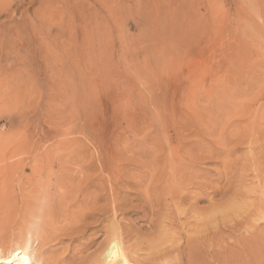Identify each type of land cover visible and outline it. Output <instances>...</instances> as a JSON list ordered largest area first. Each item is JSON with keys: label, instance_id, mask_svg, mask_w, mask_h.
Wrapping results in <instances>:
<instances>
[{"label": "rangeland", "instance_id": "obj_1", "mask_svg": "<svg viewBox=\"0 0 264 264\" xmlns=\"http://www.w3.org/2000/svg\"><path fill=\"white\" fill-rule=\"evenodd\" d=\"M263 74L264 0H0V261L10 264L22 255L27 260L38 259L36 264H83L87 263L88 257L99 255L110 235L115 233L122 234L127 252L134 255L129 254L131 264H138L140 260L139 264H150L148 257L154 252L159 253L165 243H155L152 249L145 243L154 237L152 225L157 227L159 223L157 228L168 229L167 244L173 237L174 242L184 244V239L177 238L180 228L188 231L186 235L198 238L197 243L201 246L199 236H209L217 231V264L262 263L248 262L246 255L239 253L237 242L248 234L242 228L231 231L229 226L245 215L242 213L255 199L258 182L254 179V167L248 166L247 159L252 151H255L252 154L260 153L264 157ZM209 98L211 102L206 103ZM252 107L258 109L257 114L252 115V121L261 128L256 136H250L249 132ZM205 108H208L205 115L208 121H203L199 128H186L181 134L183 139L182 136L181 140L176 139L172 124L177 122V112L194 117L197 111L204 114ZM68 114L74 115L69 124L73 133L61 134L58 130L67 128L62 124L68 122ZM236 121L240 130H236ZM208 123L216 124L211 126L214 129ZM205 126L211 130V135ZM200 130L209 136H204ZM140 132L158 138L144 141V134ZM240 135L244 136L238 141ZM211 139L223 144L213 143ZM189 142L193 148L189 146L188 149ZM169 144L182 147L177 150L184 161L200 158H196L198 164L194 163L198 166L188 167L190 175L186 178L189 179L183 182L185 185L180 194L185 200L177 199L170 192V187L174 186L171 176L165 177L169 181L168 189L167 182L163 184L164 180L158 178L157 171L162 168L160 163H165L158 162L159 169L154 167V172L153 169L142 170L145 162L148 164L146 154L149 150L156 147L155 151L162 146L164 150H158V153L166 158ZM194 145H201L200 149ZM218 148L226 149L222 151L223 155ZM215 149L220 152L218 159L213 156L218 161L208 160L211 153L207 151ZM82 152L96 167L93 174L97 176L102 174L108 178L109 166L122 164L123 174L130 182L139 181L142 174L143 180L154 175L148 176L149 180L146 178V185L140 181L142 185L139 186L143 188L135 185L137 191L132 184L117 190L120 193L115 204L122 206L119 205L120 212L117 210L116 215L111 213V198H107L111 202L100 201L92 208L95 212L110 204V208H104L105 214L101 216L103 212L98 210L99 213L93 212V218L75 226L68 224L71 223L69 220L64 221L67 223L59 220L55 216L56 208L47 213L49 218L25 215L20 200L24 191L33 188L32 180L82 175L76 172L78 165L66 162ZM226 152L231 159L226 160L229 158ZM175 153L176 150L173 155ZM142 156L147 159L143 158L144 164L140 162ZM201 157L207 158L206 163ZM11 164L18 166L7 172L1 169ZM244 164L247 166L243 168ZM134 167L140 168L141 172L139 178L133 180L131 174L137 172ZM155 172L157 178H154ZM218 172H225V175L221 178ZM107 178L105 181L109 184ZM151 180L154 186L150 184ZM94 193L98 194V189ZM194 195L203 197L197 201L189 199ZM212 204L219 210L213 221L212 215H208ZM231 205L235 208L227 209ZM194 213L200 215L196 217ZM30 216H36V219ZM157 217H160L158 221ZM169 219L174 221L171 226ZM33 220H36L35 224ZM214 223L217 225L212 226ZM255 223L264 228V221L258 219ZM71 254L73 259L69 257ZM197 256L199 263L204 259L205 264L210 263L204 250ZM169 264H179V254H169Z\"/></svg>", "mask_w": 264, "mask_h": 264}, {"label": "bare ground", "instance_id": "obj_2", "mask_svg": "<svg viewBox=\"0 0 264 264\" xmlns=\"http://www.w3.org/2000/svg\"><path fill=\"white\" fill-rule=\"evenodd\" d=\"M260 76H262V74L260 75ZM263 77H264V74H263ZM263 77H261L262 79H264ZM256 78V77H255ZM258 79V78H257ZM256 82V81H255ZM254 85V84H253ZM256 85V84H255ZM253 88V87H252ZM256 88H257V86H256ZM261 88V87H260ZM257 91V90H256ZM259 92H260V90H259ZM256 94V93H255ZM260 96V95H259ZM255 98V97H254ZM259 98V97H258ZM252 99V98H251ZM250 99V100H251ZM256 99V98H255ZM261 100V99H260ZM205 102L206 103H210L211 101H210V98L208 99V100H205ZM251 102V101H250ZM249 102V103H250ZM254 102V103H253ZM253 102H251L252 104H255V101H253ZM250 103V104H251ZM264 103V102H263ZM257 104H259V103H257ZM211 105H213V104H211ZM249 105V104H248ZM263 105V104H262ZM79 106H76V108H77V110H79V112H80V109L78 108ZM187 107V106H186ZM185 107V108H186ZM208 107V106H207ZM250 107V106H249ZM258 107V106H257ZM262 107V106H261ZM245 108H247V106L245 107ZM264 108V107H263ZM207 109L208 108H205V110L206 111H204V114L202 113V115L200 114V112L199 111H197L196 112V115L194 116V117H192V116H190V115H188V114H185L184 112H177V113H179L176 117H177V122H174V124H172V126H174V130H173V133H174V136H175V138L176 139H178V140H181V134H184V131H185V129L187 128V129H189L190 127H198L203 121H208V119L207 120H205V118H207V116H205L206 115V112H207ZM244 109V108H243ZM258 109H259V107H258ZM258 109L257 108H254V107H252V108H250V118H249V120H251L250 122H252V123H250L251 124V129H250V136L252 135V134H256L257 135V133L260 131L259 129H261V128H258V127H256V121L253 123V117H252V115H256L257 114V112H258ZM261 109V108H260ZM248 111V110H247ZM261 111V110H260ZM244 113V112H243ZM247 113V112H246ZM260 113V112H259ZM223 114V113H222ZM227 114V113H226ZM245 114V113H244ZM249 114V113H248ZM239 115V114H238ZM72 116H74V115H71V116H69V114H68V122L66 123V121H65V123H63L62 125H64V124H66L67 125V128H64V129H61V130H58L59 131V133H61V134H71V133H73L72 132V127L71 126H69V124H71V122L74 120V117H72ZM224 117H225V114L223 115ZM201 117V118H200ZM222 117V116H221ZM8 118V117H7ZM11 118V117H10ZM14 118V117H13ZM198 118H199V121L197 122V120H198ZM211 118V117H210ZM218 118V117H217ZM227 118V117H226ZM260 118V117H259ZM216 119V118H215ZM257 120H259L258 118H256ZM261 119V118H260ZM173 120H174V118H173ZM226 120V119H225ZM254 120H255V118H254ZM262 120V119H261ZM260 120V121H261ZM210 121V120H209ZM234 121V120H233ZM233 121H231V123L233 122ZM264 120H262L261 121V123L263 122ZM147 122H149V121H147ZM213 122H215L214 120H213ZM213 122H212V124H213ZM217 122V121H216ZM222 122V121H221ZM220 122V123H221ZM229 122V121H228ZM259 122V121H258ZM257 122V123H258ZM12 123V122H11ZM211 123V122H210ZM218 123H219V119H218ZM217 123V124H218ZM224 122H222L221 124H223ZM226 123V122H225ZM237 123H239V122H237L236 121V123H235V125L237 124ZM264 123V122H263ZM13 124V123H12ZM143 124V123H142ZM141 124V125H142ZM145 124V123H144ZM143 124V126H145ZM149 124V123H148ZM206 124V123H205ZM209 124V123H208ZM210 125L209 124V126H210V128H211V126H215V125ZM221 124H218V126H220L221 127ZM230 124V123H229ZM234 124V123H233ZM11 125V124H10ZM66 125H64V126H66ZM140 125V126H141ZM207 125V124H206ZM231 125V124H230ZM69 126V127H68ZM217 126V127H218ZM237 126V125H236ZM240 126V125H239ZM258 126V125H257ZM171 127V126H170ZM169 127V128H170ZM200 127V126H199ZM198 127V128H199ZM204 127V126H203ZM205 127H207V126H205ZM238 127V126H237ZM241 127V126H240ZM240 127H238V128H236V130L238 129V130H240L239 128ZM245 127V126H244ZM260 127V126H259ZM140 128V127H139ZM138 128V129H139ZM150 128V127H149ZM148 128V129H149ZM198 128H195V130L196 129H198ZM208 128V127H207ZM207 128H205V129H207ZM219 128V127H218ZM218 128H215V129H218ZM230 128V127H229ZM228 128V129H229ZM234 128H235V126H234ZM247 128V127H246ZM171 129H172V127H171ZM194 129V128H193ZM201 129V128H200ZM211 129H214V128H211ZM243 129V128H242ZM140 130V129H139ZM199 130V129H198ZM204 130V129H203ZM203 130L201 131L200 130V132L201 133H203ZM208 130H209V128H208ZM231 130V129H230ZM244 130V129H243ZM243 130H241L242 132H243ZM257 130H259V131H257ZM262 130H263V127H262ZM138 131V130H137ZM142 131V130H141ZM158 131V130H157ZM165 131H167V130H165ZM171 131V130H170ZM192 131V130H191ZM217 131V130H216ZM216 131H215V133H216ZM235 131V130H234ZM186 132V131H185ZM193 132V131H192ZM200 132H197L198 134L200 133ZM204 132H206V131H204ZM208 132V131H207ZM206 132V133H207ZM209 132H210V135L212 134V132H211V130H209ZM233 132V131H232ZM245 132V131H244ZM243 132V133H244ZM140 133H142V132H140ZM156 133V132H155ZM166 133H168V132H166ZM191 133V132H190ZM194 133H195V131H194ZM197 133H196V137H198V135H197ZM213 133H214V131H213ZM228 133V132H227ZM231 133V132H230ZM235 133V132H234ZM234 133H232L233 135H234ZM242 133V134H243ZM142 134H144V133H142ZM209 134V133H208ZM208 134H206V135H208ZM217 134V133H216ZM215 134V135H216ZM246 134H248L247 132H246ZM259 134H260V132H259ZM140 135V134H139ZM161 135H162V133H161ZM192 135V138H193V134H191ZM201 136H203L204 135V133H203V135L202 134H200ZM206 135H204V136H206ZM255 135V136H256ZM262 135H264V134H262ZM187 136H188V133H187ZM186 136V137H187ZM209 136V135H208ZM207 136V138H209ZM218 136V135H217ZM226 136H227V134H226ZM231 135L229 134V137H230ZM237 136H238V134H237ZM242 136H244V135H242ZM241 135L237 138V137H235V138H237L238 139V141L240 140V137H242ZM261 136V135H260ZM137 137V136H136ZM200 137V136H199ZM211 137V136H210ZM219 137V136H218ZM264 137V136H263ZM138 138V137H137ZM150 139L151 141H155V140H157V135H150V133L149 134H144V136H143V140L145 141L146 139ZM168 138V137H167ZM174 138V137H173ZM188 138H191L190 137V135L188 136ZM206 138V139H207ZM233 138H234V136H233ZM258 138V137H257ZM260 138V137H259ZM259 138H258V140H259ZM182 139H183V136H182ZM186 139V138H185ZM197 139H199V138H197ZM237 139H236V141H237ZM249 139V138H248ZM168 140V139H167ZM190 140H192V139H190ZM209 140H210V138H209ZM208 140V142H210ZM212 140V139H211ZM242 140V139H241ZM240 140V141H241ZM251 140V139H250ZM252 140H254V138H252ZM257 140V141H258ZM76 141V140H75ZM147 141V140H146ZM164 141V140H163ZM177 141V140H176ZM187 141H189V140H187ZM213 141V140H212ZM216 141H217V143H219L218 142V140H215L214 139V141H213V143H216ZM219 141H221L222 142V139H220ZM224 141H225V139H224ZM237 141V142H238ZM178 142V141H177ZM198 142H200V141H198ZM198 142H196V143H198ZM206 142H207V140H206ZM251 142H253V141H251ZM140 143V142H139ZM168 143H169V140H168ZM179 143H182V142H179ZM216 143V144H217ZM224 143H226V142H224ZM228 143H230V142H228L227 141V144ZM239 143V142H238ZM238 143H236V144H238ZM258 143V142H257ZM262 143H264V142H262ZM262 143H260V144H262ZM172 144V143H171ZM171 144H169V151H168V155L166 156V158L162 155V154H160V153H158V150L160 151V150H162L163 148H162V146L160 147V149H159V147L157 148L158 150H155L154 151V149L156 148L155 146V148L154 149H152V148H150V149H152V151L151 150H149V152H148V154H146V157L148 158V164L145 162V165H143V168H142V164L140 165L141 166V168H142V170L143 169H146V170H152L153 169V172L156 170L155 168H157L158 167V162H162V163H165V164H161L160 163V165L161 166H159V167H162L160 170H158L157 172H158V176H157V172H155V175H156V177H154V178H160V181H162V179L164 180L163 181V184H165L164 182H167V185L168 186H166V188L168 189L169 188V181H168V179H165V177L166 178H168V176L167 175H169V177L171 176V178H170V180H171V184L172 185H174V186H171L170 187V192L172 193V195L174 196V197H177V199H179V200H185L186 198H184V197H180V194L182 193L181 192V190H182V188L184 187V185L185 184H183V182L186 180V179H189V178H186V177H188V175H190V173H188L189 171H188V167L189 166H196L197 164H198V162H196V161H198V160H200V158L198 159L197 157V159L198 160H196V158H194V156H192V153H191V150L189 151L190 152V155L192 156V158H194L193 160L194 161H192L191 160V158H189L190 159V161H184V157L182 158L181 156H180V152H178V148H182V147H175L174 145L173 146H171ZM174 144H175V142H174ZM203 144H205L204 142H203ZM209 144V143H208ZM212 144V143H211ZM220 145H222L221 143H219ZM165 145H167V144H165ZM191 145V143L189 142V144H188V149H189V146ZM197 145H199V144H197ZM196 145V146H197ZM202 145V144H201ZM200 145V146H201ZM251 145V144H250ZM255 145V144H254ZM148 146V145H147ZM151 146V145H150ZM195 146V145H194ZM195 146V147H196ZM200 146H198V147H200ZM203 147H204V145H202ZM207 146V145H206ZM210 146V145H209ZM212 146V145H211ZM214 146V148H215V145H213ZM217 146V145H216ZM251 146H253V143H252V145ZM258 146V145H257ZM263 146V145H262ZM262 146H261V150H262ZM144 147V146H143ZM165 147V146H164ZM191 148H193L192 146H190ZM198 147H196L197 149H200V148H198ZM202 147V148H203ZM218 147V146H217ZM259 147V146H258ZM258 147H257V149H258ZM17 148V147H16ZM19 148V147H18ZM205 149L207 148V147H204ZM212 148V147H211ZM226 148V147H225ZM195 149V148H194ZM196 149V150H197ZM209 149V148H208ZM213 149V148H212ZM220 148H218V150H219ZM227 149V148H226ZM226 149H220L219 151H221V153H222V151L224 150V151H226ZM233 149V148H232ZM232 149H229L230 150V152L232 151ZM252 149V148H251ZM257 149H254L253 148V150H257ZM164 150V149H163ZM176 150V153L173 155V153H174V151ZM184 150V149H183ZM193 150V149H192ZM229 150H227L228 151V153H229ZM263 150H264V148H263ZM262 150V151H263ZM145 151V150H144ZM143 151V152H144ZM145 151V152H146ZM166 151H167V148H166ZM182 151V150H181ZM201 151V150H200ZM202 151L203 152H205L203 149H202ZM261 151V152H262ZM161 152V151H160ZM196 152V151H195ZM207 152H209V153H211V158L210 159H208V160H211L212 158H213V156H217V155H219V153L220 152H218V151H216V149H215V151L214 150H212L211 152L208 150ZM206 152V153H207ZM253 152H255V151H252L251 152V155H249V157H248V159H247V163H248V166H252V167H254V172H255V174H254V179L258 182V185H257V188L255 189V191H254V194H255V199L252 201V203H250L247 207L248 208H246L247 210H244V211H246L245 213H242V214H245V215H243V217H241L240 218V220H236V221H234V222H232L231 224H230V226H229V229L232 231H234V230H240L241 228L243 229V231L244 232H246L248 235H246V236H244L240 241H238L237 242V245H238V248H239V253H241V254H245L246 255V259H247V261L248 262H250L251 260L252 261H261L262 263H260V264H264V228L262 227H260V225L258 226V224L260 223L261 224V221L258 223V224H256L255 223V221L257 222V220L259 219V220H262V221H264V157L262 156L263 154H260V153H255V154H252ZM258 152V151H257ZM1 153V152H0ZM170 153V154H169ZM197 153V152H196ZM201 153V152H200ZM209 153H207L208 155H209ZM224 153V152H223ZM223 153H222V155H223ZM227 153V152H226ZM225 153V156H227V154ZM166 154V153H165ZM186 154V153H185ZM198 154H199V152H198ZM201 154H204V153H201ZM73 155V154H72ZM141 155V154H140ZM139 155V156H140ZM142 155H144V153L142 154ZM188 155V154H187ZM193 155H195V153H193ZM207 155V156H208ZM229 155V158H227L226 160H228V159H231V157H230V154H228ZM233 155V154H232ZM9 156V155H8ZM145 156V155H144ZM162 156H163V158H162ZM13 157V156H12ZM209 157V156H208ZM219 157H220V155H219ZM221 157H223V156H221ZM4 158V157H3ZM143 158H145V157H143L142 156V158H140L141 159V163H143L144 164V162H142V160H143ZM187 158V157H186ZM185 158V159H186ZM226 158V157H225ZM224 158V159H225ZM6 159V158H5ZM8 159V158H7ZM188 159V158H187ZM203 159V160H202ZM205 159H207V158H204V157H201V160L204 162L205 161ZM217 159H218V156H217ZM221 159H223V158H220L219 160H221ZM145 161H147V159L145 158L144 159ZM213 160L215 161L216 160V158H213ZM211 161V162H214V161ZM37 161V160H36ZM115 161V160H114ZM202 161H200V162H202ZM216 161H218V160H216ZM225 161V160H224ZM1 162V161H0ZM66 162H71V163H73V164H76V165H78V168L76 169V172L77 173H80V174H82V175H80V176H77V177H63V176H55L54 178H42V177H37V178H34L32 181H33V185H32V187L33 188H31V186H30V190L29 191H24V193L21 195L22 197H21V202H23V203H21V206H22V209H23V212H24V214L26 215V214H28V215H30V214H32L31 216H33V215H37V216H44V217H46L47 216V213H49L51 210H53V209H57V214L55 215L56 217H58V219L59 220H63V223H67V222H64V221H67V220H69L71 223H68V224H73V226H75V225H77V224H79V223H81V222H83L85 219H87V218H93L94 217V213L96 212H98V210H100V209H98L97 208V211H93L92 210V208L94 207V206H96L98 203L97 202H99L100 203V201H104V204L106 203V202H108V201H110L109 199H107V198H111V201H112V203H113V206H112V211L113 212H111V213H116V211L118 210V208L120 207V206H122V205H120V204H115V201H117V195H119V193L117 192V190H119L120 188H122L123 186H125L126 184H132L133 186H135V185H142V184H140V181L142 180L143 182L144 181H146V178H147V180H149V177L148 176H153L154 175V173L152 174V175H148L146 178H145V180H143V178H142V176H143V174H142V176L140 177V178H142V179H140L139 178V173L141 172V170H139L138 168H136L135 169V167H134V171H137V172H134V173H132L131 175V177H133V180H134V178L135 177H138L139 178V181H129V180H127L128 178L126 177V175L125 174H123L124 172H123V170H124V164H122V165H119V166H116L115 165V167H111V166H109V168H108V171H106V175L108 176V178L107 179H109V184L108 183H106V178L102 175V174H100V175H94L93 173H94V171L96 170V167L92 164V162H91V160H90V158H88L83 152L82 153H78V156L76 157V158H74V157H70V159H68V161H66ZM115 162H119V161H115ZM210 161H209V163H211ZM220 162V161H219ZM221 162L223 163V161L221 160ZM229 162V161H228ZM194 163H197L196 165L194 164ZM205 163H206V161H205ZM225 163V162H224ZM223 163V164H224ZM107 164V163H106ZM112 164H113V162H112ZM121 164V163H120ZM216 164V163H215ZM219 164V166L221 165V163H218ZM230 163H226L225 165H229ZM147 165V166H146ZM163 165V166H162ZM18 165H9V166H4V167H1V169L2 170H4V171H6L7 172V170L9 171V170H12V169H14L15 167H17ZM113 166V165H112ZM198 166V165H197ZM200 167H201V165H199ZM205 166V165H204ZM215 166V165H214ZM222 166V165H221ZM224 166V165H223ZM247 165H242V167L244 168V167H246ZM99 167L102 169V167H101V165H99ZM155 167V168H154ZM159 167L157 168V169H159ZM193 168V167H192ZM196 168V167H195ZM195 168H193V169H195ZM224 168H225V166H224ZM242 168V169H243ZM139 171H138V170ZM155 169V170H154ZM187 169V170H186ZM197 169V168H196ZM225 169H227V167L225 168ZM252 169V168H251ZM251 169H250V171H251ZM105 170H106V168H105ZM207 170V169H206ZM187 171V172H186ZM195 171V170H194ZM198 171H200V169L198 168ZM197 170H196V174H197V172H198ZM203 171V170H202ZM249 171V172H250ZM103 172V171H102ZM144 171H142V173H143ZM147 172H149V171H147ZM190 172H191V170H190ZM201 172V171H200ZM209 172V171H208ZM207 172V173H208ZM100 173V172H99ZM128 173V172H127ZM193 173V172H192ZM191 173V174H192ZM219 174H221V172H218ZM225 173V172H224ZM223 172H222V174L223 175H225ZM251 173V172H250ZM104 174V173H103ZM133 174H136L135 176L133 175ZM144 174H145V172H144ZM148 174H151V172L150 173H148ZM198 174H199V172H198ZM201 174V173H200ZM203 174V173H202ZM206 174V173H205ZM222 174L221 175H219L220 177L222 176ZM193 175H194V173H193ZM197 176V175H196ZM199 176V175H198ZM218 176V177H219ZM109 177H111V178H109ZM122 178H123V180H122ZM152 178V177H151ZM153 178V179H154ZM191 178V177H190ZM193 178H194V176H193ZM222 178V177H221ZM111 179V180H110ZM152 179V180H153ZM220 179V178H219ZM227 179H228V177H227ZM152 180H151V185L152 186H154L153 184H155V183H153L152 182ZM157 180V179H156ZM155 180V181H156ZM226 180V179H225ZM224 180V181H225ZM13 183L15 182V180L13 179V180H11ZM112 181V183H110ZM154 181V180H153ZM154 181V182H155ZM149 182V181H148ZM18 183V182H17ZM17 183H15L16 185H17ZM146 182H144V184H145ZM153 183V184H152ZM157 183V182H156ZM162 183V182H161ZM6 184H7V181H6ZM162 184V185H163ZM28 185V184H27ZM146 185V184H145ZM150 185V186H151ZM162 185H161V187H162ZM130 186V185H129ZM133 186H132V188H133ZM148 186V185H147ZM160 186V185H159ZM16 187V186H15ZM18 187V186H17ZM136 187L137 186H135V188L134 189H136ZM139 187H141V188H143V186H139ZM146 187V186H145ZM214 187V186H213ZM6 188H7V186H6ZM13 188V187H12ZM19 188V187H18ZM158 188V187H157ZM156 188V189H157ZM17 189V188H16ZM51 189H53V194L50 192V190ZM92 189H95L94 191L96 192V189H98V194L96 193V195H95V193H94V191L92 190ZM134 189L132 190V191H134ZM138 189H140V188H138ZM150 189H151V187H150ZM150 189L148 190V192H150ZM196 189V188H195ZM216 189V188H215ZM19 190V189H18ZM107 190L108 191H110L109 193L107 192ZM122 189H120L119 191H121ZM140 190H142V189H140ZM140 190H138L139 192L138 193H140L141 191ZM152 190V189H151ZM155 190V189H154ZM162 190V189H161ZM200 190V189H199ZM198 190V191H199ZM15 191V190H14ZM136 191H137V189H136ZM135 191V193H137ZM166 191V190H165ZM183 191V190H182ZM212 191V190H211ZM210 191V192H211ZM216 191H218L217 189H216ZM215 191V192H216ZM155 192V191H154ZM154 192H152L153 194H154ZM203 192V191H202ZM213 192H214V190H213ZM7 193V192H6ZM110 195H108V194ZM111 193V194H110ZM137 193V194H138ZM192 192H190L189 194H191ZM204 193V192H203ZM147 194V196H149L148 195V193H145V195ZM151 194V193H150ZM185 194V193H184ZM216 194V193H215ZM16 195H18V193H16ZM109 197H108V196ZM141 195V194H140ZM204 195V194H203ZM207 195V194H206ZM136 196H138V195H136ZM143 196V195H142ZM153 196V195H152ZM160 196V195H159ZM182 196V195H181ZM201 195H194V196H190L189 197V199H192L193 201H197V200H199L200 198H202L203 196H201ZM208 196H210L209 194L207 195V197ZM217 196V195H216ZM18 197H19V195H18ZM17 196H16V198H18ZM117 197V198H116ZM139 197V196H138ZM144 197V196H143ZM146 197V196H145ZM144 197V198H145ZM206 197V198H207ZM215 197V196H214ZM135 198V197H134ZM140 198V197H139ZM233 199H235L234 197H232ZM20 199V198H19ZM147 200H148V198H147ZM110 201V202H111ZM149 201V200H148ZM147 201V202H148ZM229 201H230V199H229ZM109 202V203H110ZM0 204H2V203H0ZM103 204V205H104ZM120 205V206H119ZM13 206V205H12ZM106 206V205H105ZM104 206V208H107V206H108V204H107V206L105 207ZM109 206H110V204H109ZM108 206V207H109ZM217 205L216 204H212L211 205V211H210V213H208V215L210 216V215H212V221L215 219V217H216V214L219 212V210H217V207H216ZM98 207V206H97ZM103 207V206H102ZM101 207V208H102ZM12 208V207H11ZM96 208V207H95ZM101 209L100 210V212L102 211L103 213L101 214V216L103 215V214H105V212H104V210L105 209ZM110 208V207H109ZM121 208V207H120ZM119 208V209H120ZM230 208H235L234 206H230V207H228L227 209H230ZM108 210V209H107ZM106 210V211H107ZM119 212H120V210H118ZM218 211V212H217ZM5 212V211H4ZM54 212V211H53ZM94 212V213H93ZM110 213V211H107V213ZM151 212H153V211H151ZM240 212V211H239ZM99 213V212H98ZM106 213V214H107ZM199 213V212H198ZM198 213H194V215L197 217L198 215H200V214H198ZM201 213V212H200ZM52 214V213H51ZM113 214V215H114ZM154 214V213H153ZM20 215V214H19ZM53 215V214H52ZM51 215V216H52ZM97 215V214H96ZM116 215V214H115ZM151 215H152V213H151ZM202 215V214H201ZM30 216V217H31ZM50 216V215H49ZM156 216V215H155ZM48 217V216H47ZM46 217V218H47ZM25 218H27V217H25ZM33 218H35L36 219V216L35 217H33ZM32 217H31V219H33ZM49 218V217H48ZM158 218H160V217H157L156 218V220L158 219ZM200 218V217H199ZM30 219V221L32 222V220ZM43 219V218H42ZM42 219H39V220H42ZM56 219V218H55ZM57 219V221H59ZM163 219H164V216H163ZM204 219V217H202L201 218V220H203ZM151 220V219H150ZM21 221V220H20ZM29 221V222H30ZM34 221H36V220H33V223H34ZM114 221V220H113ZM152 221V220H151ZM154 221V220H153ZM158 221V220H157ZM29 222H28V224H29ZM37 222H38V217H37ZM52 222H53V218H52ZM54 222H56L55 220H54ZM60 222V221H59ZM119 222V221H118ZM168 222V221H167ZM173 220H171V219H169V226H171L172 224H173ZM44 223V222H43ZM58 223V222H57ZM56 223V224H57ZM62 223V222H61ZM107 223V222H106ZM151 223V222H150ZM156 223H158V222H156ZM21 224V223H20ZM35 224V223H34ZM54 224V223H53ZM59 224V223H58ZM153 224V223H152ZM16 225H17V223H16ZM31 225H33V224H31ZM158 226H159V223L157 224ZM215 225H217L216 223H214L212 226H215ZM8 226V225H7ZM19 226V225H18ZM73 226H72V230H73ZM117 226V225H116ZM157 226V227H158ZM166 226V225H165ZM20 227H21V225H20ZM34 227V226H33ZM43 227V226H42ZM70 227H71V225H70ZM156 227V225H152V228H153V230H154V233H152V234H154V237L153 238H150L149 240H147L145 243L146 244H148V245H151L150 246V248L152 247V245L153 244H155V243H157V244H160V243H164L163 244V247H160L161 249L158 251L159 253H156V252H154V251H157V250H154L153 252H154V255H152V256H149L148 258H149V262L148 263H150V264H169V254H173V253H177V254H179V264H203L204 262H205V259H204V261H202V263H199V260L197 259V257H199V256H197V254H200L201 253V251L202 250H204V252H205V254H206V256L207 257H209L210 258V263L209 264H217V262H218V258H219V250H218V235H217V231H213V232H211V234L208 236L207 234H205L204 236H199V241L201 242V244H202V246L199 244V242L197 243V239L198 238H193V237H190V236H188V235H186V233H188V231L185 229V228H180V232L178 233V235H177V238L179 239V240H181V239H184V244H179V243H177V242H174V241H176L175 240V238L173 237V238H171V241L169 242V244H167V240H166V236H167V230H164V229H161V228H157ZM168 227V226H167ZM260 227V228H259ZM6 228H8V227H6ZM11 228V227H10ZM157 228V229H156ZM26 229V228H25ZM24 229V230H25ZM69 229H71V228H69ZM75 229V228H74ZM78 229V228H77ZM6 230V229H5ZM12 230V229H11ZM21 231V230H20ZM16 232V231H15ZM69 232V231H68ZM22 233H23V231H22ZM27 233V232H26ZM11 234H13V233H11ZM30 234V233H29ZM52 236V235H51ZM69 236V235H68ZM120 236V237H119ZM4 237V236H3ZM8 238H10V237H8ZM12 238V237H11ZM10 238V239H11ZM29 238V237H28ZM54 238V237H53ZM4 239V238H3ZM12 240V239H11ZM19 240V239H18ZM45 240V239H44ZM44 240H42V241H44ZM137 240H139V238L137 239ZM5 241V240H4ZM144 242V241H143ZM5 243H6V241H5ZM133 243V242H132ZM42 244V243H41ZM136 244V243H135ZM44 245V244H43ZM46 245V244H45ZM103 245V244H102ZM133 245V244H132ZM140 244H138V246H139ZM142 245H143V243H142ZM205 245H207V246H205ZM239 245H240V247H239ZM1 246V245H0ZM3 246V245H2ZM7 246V245H6ZM16 246H18V245H16ZM144 246V245H143ZM147 246V245H146ZM160 246V245H159ZM170 246V247H169ZM8 247H10V246H8ZM15 247V246H14ZM133 247H135V246H133ZM3 248V247H2ZM5 248V247H4ZM3 248V249H4ZM18 248V247H17ZM54 248H56V247H54ZM102 248H104L100 253H99V255H96V256H94V257H88V258H90V259H88L87 258V263H83V264H131L130 263V257H129V254H131L132 252H127V248L124 246V242H123V239H122V234H115V233H112L111 235H110V237H109V239H108V241L107 242H105V245H104V247H102ZM140 248H141V246H140ZM148 248H149V246H148ZM207 250H206V249ZM22 249H24V248H22ZM67 249V248H66ZM130 249V248H129ZM137 249V247L135 248V250ZM152 249V248H151ZM154 249V248H153ZM159 249V248H158ZM1 250V249H0ZM142 250H143V248H142ZM3 251H5V249L3 250ZM11 251H12V249H11ZM13 251H14V249H13ZM75 251H77V250H75ZM79 251V250H78ZM134 251V250H133ZM137 251V250H136ZM136 251H135V253H136ZM141 251V250H140ZM148 251V250H147ZM150 251V250H149ZM148 251V252H149ZM10 252V251H9ZM16 252V251H15ZM14 252V253H15ZM147 252V253H148ZM153 252L151 251V254H153ZM198 252H200V253H198ZM1 253V252H0ZM3 253V252H2ZM56 253V252H55ZM134 253V252H133ZM143 253V252H142ZM156 253V254H155ZM5 254V253H4ZM3 254V255H4ZM7 254H9V256H10V253H7ZM38 253H36V255H37ZM97 254V253H96ZM138 254V253H137ZM148 254H150V252L148 253ZM1 255V254H0ZM14 254H12V256H13ZM34 255V257L36 256L35 254H33ZM40 255H41V253H40ZM64 255H65V253H64ZM87 255V254H86ZM85 255V257H87ZM132 255V254H131ZM130 255V256H131ZM139 255V254H138ZM141 255V254H140ZM139 255V256H140ZM144 255V254H143ZM146 255V254H145ZM5 256H6V254H5ZM11 256V257H12ZM15 256H17V255H15ZM22 256V255H21ZM21 256H19V258H17V260L16 261H14V262H12V263H10V264H36L35 262H37L38 261V259H36V258H34V259H36V260H34V259H32V260H27L24 256V258L23 257H21ZM26 256V255H25ZM27 256H29V255H27ZM38 256V255H37ZM36 256V257H37ZM62 256V255H61ZM73 254H71L69 257H70V259H73ZM132 256H134V255H132ZM135 256H137V255H135ZM63 257V256H62ZM142 257V256H141ZM39 258L41 259L42 257H40L39 256ZM44 258V257H43ZM64 258V257H63ZM80 258V257H79ZM133 258V257H132ZM135 258V257H134ZM1 259H2V257H1ZM5 259V258H4ZM9 259V258H8ZM58 259V258H57ZM143 259H145V258H143ZM3 260V259H2ZM45 261H46V259H44ZM56 260V259H55ZM77 260V259H76ZM133 260V259H132ZM139 260V259H138ZM146 260V259H145ZM48 261V260H47ZM54 261V260H53ZM59 261V260H58ZM61 261V260H60ZM81 261V260H80ZM137 261V260H136ZM141 261V260H140ZM139 261V263H141ZM151 261V262H150ZM6 262V261H5ZM49 262V261H48ZM74 263L76 262V261H73ZM135 262V261H134ZM47 262H45V264H46ZM51 263V262H50ZM78 263H79V261H78ZM138 263V264H139ZM0 264H5L3 261H0ZM41 264V263H40ZM44 264V263H43ZM49 264V263H48ZM56 264V263H55ZM73 264V263H72ZM205 264V263H204Z\"/></svg>", "mask_w": 264, "mask_h": 264}]
</instances>
